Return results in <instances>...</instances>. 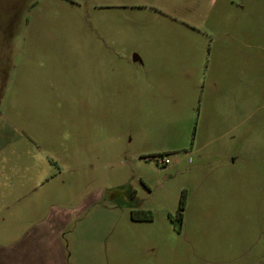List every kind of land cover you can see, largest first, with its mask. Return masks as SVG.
I'll list each match as a JSON object with an SVG mask.
<instances>
[{
	"label": "rangeland",
	"instance_id": "1",
	"mask_svg": "<svg viewBox=\"0 0 264 264\" xmlns=\"http://www.w3.org/2000/svg\"><path fill=\"white\" fill-rule=\"evenodd\" d=\"M36 205L84 257L264 264V0H0L1 242Z\"/></svg>",
	"mask_w": 264,
	"mask_h": 264
},
{
	"label": "crops",
	"instance_id": "2",
	"mask_svg": "<svg viewBox=\"0 0 264 264\" xmlns=\"http://www.w3.org/2000/svg\"><path fill=\"white\" fill-rule=\"evenodd\" d=\"M43 193L46 198L50 196L47 190ZM57 211L56 213H52V210L43 213L40 206L36 205L34 214L40 217L39 222L10 244L0 241V264H83L85 258L93 264H116L115 255L112 256V261L110 259L109 237L101 239L104 251L103 249L102 251L96 250L91 256L84 257L80 250L79 246L82 245L84 239L77 243L72 242L68 250L64 245L62 235L72 215L63 210L58 209ZM187 212L188 204L184 210L183 223L187 220Z\"/></svg>",
	"mask_w": 264,
	"mask_h": 264
},
{
	"label": "built area",
	"instance_id": "3",
	"mask_svg": "<svg viewBox=\"0 0 264 264\" xmlns=\"http://www.w3.org/2000/svg\"><path fill=\"white\" fill-rule=\"evenodd\" d=\"M152 160L155 162L156 165L158 166H168L170 164H172L174 161L171 159V157L169 156V154H158V155H154L152 156Z\"/></svg>",
	"mask_w": 264,
	"mask_h": 264
},
{
	"label": "trees",
	"instance_id": "4",
	"mask_svg": "<svg viewBox=\"0 0 264 264\" xmlns=\"http://www.w3.org/2000/svg\"><path fill=\"white\" fill-rule=\"evenodd\" d=\"M186 204H187V196L185 194H183V196L181 197V200H180L179 208H178V216H179L180 220H183V215H184V210L186 208Z\"/></svg>",
	"mask_w": 264,
	"mask_h": 264
}]
</instances>
